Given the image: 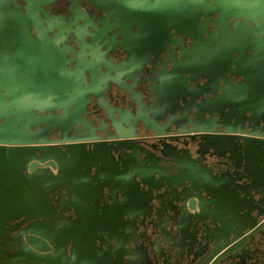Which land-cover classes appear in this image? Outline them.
I'll list each match as a JSON object with an SVG mask.
<instances>
[{"label": "water", "instance_id": "95a60500", "mask_svg": "<svg viewBox=\"0 0 264 264\" xmlns=\"http://www.w3.org/2000/svg\"><path fill=\"white\" fill-rule=\"evenodd\" d=\"M25 1L26 4L22 5L19 0H0V184L12 186L17 182L20 185L21 179L29 186L30 180H39L38 186L43 190L39 192L40 189L34 188L37 195L29 193L25 199L27 205H30L34 196L41 199L42 205L37 211L33 210V214L22 211L12 219H3L0 226V264H69L73 238L78 239L82 235L81 231L74 235L67 230L69 219L73 221L78 218L73 199L82 200L88 210H91L89 213L92 216L88 215L86 223L98 225L86 247L91 244L95 251L116 250V264H124L125 258L133 256L129 252L131 248H135L132 243H139L140 225L147 220L164 222L166 227L170 221L171 226L177 230V247L182 248L183 243L192 239L191 232L187 233L180 222L184 215H194L188 225L191 231L194 228L193 239L198 242V235L202 232L203 239L213 245L214 255L220 253L222 246L233 242L235 238L244 240L245 231H249L247 236L260 231L264 225V126L259 127L261 121L264 122V0H105L108 7L113 11L117 10L115 13L124 22L121 28L126 32L132 26H138L148 34L164 35V42L168 40L172 43H184L185 38L196 42L191 48H183L179 53L171 49L165 51L171 55L167 61L173 67L163 77L160 85L163 86V97L159 105L151 107L157 118L171 113L169 120L165 122L167 128L172 123L181 125V132L187 134L185 136L195 138L193 133H199L201 140L203 136H207L213 141H222V145L229 144L235 148L233 150L232 147H227L226 150L217 152L214 146H210L207 151L201 152V144L198 143L196 156L190 148L179 147L167 141H178L179 138L168 136L166 129H162L158 122L146 115L139 118L146 120L148 128H153L157 135L163 136L161 139L165 138L161 141V148L151 145L160 154L141 144L143 140L139 138L135 125H130V122L127 129L116 124L118 135L109 137L114 139L111 141H104L89 132L71 135L73 123L82 124L81 115L88 112L90 93H98L103 89L101 85L108 87L110 80L118 81L122 77L131 79L136 86L132 78L135 68H138L136 66L147 63L151 57L155 61L162 51L128 49L127 58L115 69L117 77L113 79V75L107 71L103 77H94L92 83L87 84L85 67H82L86 64L85 58L71 72L65 69V61H61V48L47 46V41L50 40L47 37L48 29L45 28L44 19L39 16L45 11L43 7L54 0ZM135 13H140L138 16L143 20H123L128 16L131 19ZM144 14L146 16L141 17ZM211 16L215 17L213 30L209 26ZM32 27L36 28L38 36L31 33ZM172 30L182 37L175 40ZM157 38L160 39L151 38L152 41L146 42L155 44L154 42L162 41V37ZM122 41L137 42L130 38ZM50 43L56 45L59 41ZM60 72L64 78L56 75L61 74ZM188 73L191 78L207 79V83L194 91L186 89ZM54 75L61 79L51 80ZM230 75L243 76L246 82L229 87ZM191 105L197 109L195 122L198 124L194 123L189 129L187 118ZM58 131L61 133L60 139L55 138ZM49 135L53 137L50 138ZM247 141L252 144L256 141L262 151H245ZM166 145H171L178 154H166ZM82 146L91 151V154H97L99 147L105 146L109 148L107 153L111 159L117 163L112 175H108L110 172L107 174L99 171V166L104 165L102 160L90 165L89 173L98 176L93 179L98 188L95 189V199L83 198L81 191L78 193L71 190L65 182L67 179L63 178L64 169L58 165L61 163L60 156L69 154L74 147ZM13 151L23 152L24 155H19V160L15 159ZM179 154L184 155V158H177ZM233 155L240 156V165ZM22 157H25L23 161ZM128 159H132L133 163ZM187 160L194 163L188 165ZM189 166L200 177L188 176L186 173L193 170ZM211 179L230 183L228 193L231 191V194L230 197H225L224 203L214 198L215 194L210 192L208 180ZM125 187L132 188L134 194L143 199V205L136 206L135 202L129 211L120 216L132 220L133 210L138 208L135 211L138 212L137 217L131 227L121 226L117 230L103 228L101 220L94 217V210L100 212L105 205L124 202ZM252 190L256 193L253 194ZM44 191L46 196L39 195ZM72 194L78 195V198L72 199ZM204 199L210 201L206 203L213 211L205 217L193 214L191 211L198 207L200 211H205L207 206H204ZM224 204L228 206V210ZM69 210L73 213L67 215ZM248 213L255 218V223L245 225L239 232L228 233L226 229L230 226L241 228V218L249 221ZM49 215L53 226H48L46 221V229L52 228L51 231L31 228L36 222L45 226V216ZM236 216L240 218L236 219ZM261 221L260 227H255ZM80 226L81 224L77 229ZM158 226L159 224H154V228ZM127 228H130V233L126 236L128 241L117 246ZM53 230L56 236L53 235ZM56 231L67 233L69 239L60 245ZM21 233V243H17V236ZM218 234L223 236L224 241H221L222 238L218 239ZM57 246L64 252L62 259L57 258ZM191 248L192 246L189 249ZM18 254L21 257L15 262L11 261ZM222 257L217 260L223 259ZM149 259L151 260L150 256ZM77 264H91V256L80 254ZM127 264L132 262L129 260Z\"/></svg>", "mask_w": 264, "mask_h": 264}, {"label": "flooded vegetation", "instance_id": "af4514ba", "mask_svg": "<svg viewBox=\"0 0 264 264\" xmlns=\"http://www.w3.org/2000/svg\"><path fill=\"white\" fill-rule=\"evenodd\" d=\"M19 1L22 5L26 4L25 0ZM106 3L105 0H54L43 7L45 11L41 12L39 17L40 19H44L45 28L47 27L48 29L47 37L50 39L49 41H45L48 42L47 46L61 48L63 53L61 54V61H65V69L73 72L79 65V62L85 58L87 61L82 67H85L84 77L87 84H89L92 83L94 77L101 78L107 71L113 75V79L117 77L115 69L127 58L128 49H158L162 52L155 61H153L154 57H151L147 63H141L136 66L138 68H135L134 74L132 75L136 86L133 85L131 79L122 77L118 81H115V79L110 80L108 87L101 85L103 89L98 93H90L89 97L91 102L87 104L88 112L82 113V124L73 123L74 129L71 131V135H84L89 132L90 135L99 136L104 141H111L114 139H109V137L118 135L116 124L119 127L127 129L129 128L128 122H130V125H135L141 140L147 141L150 144L153 143L156 145L159 143L161 145V141L165 140V138L161 139L163 136L157 135L156 131L152 130L153 128H148L149 126L146 120L139 118L141 115H146L148 118H152L158 122L162 129H166L168 136H176V138H179L177 142L179 144H175L176 141H173L172 144L179 147H188L196 156L195 150L198 148V143L201 139L198 135L199 133H193L195 138L185 136L187 134L181 132L182 126H177L173 123L168 129V125H165V122L169 120L171 113L166 114L163 118H157L151 111L153 105H159L163 97V86L160 87V85L163 77L173 67L167 61V58L171 55L165 51L171 49L177 50L179 53L183 48H191L196 42H193L191 38H185L184 43H172L168 40L164 42V35L148 34L138 26H132L130 31L126 32L121 28L124 22L115 13L117 10L113 11ZM139 14H132L133 17L131 19L128 16V18L124 17L126 19L123 20L140 22L143 19L139 18ZM145 16L144 14L141 17ZM158 16L164 15L158 14ZM214 18V16L210 17L209 26L211 30H213ZM205 21L208 22V20ZM49 24H51V27ZM62 26L70 27L64 28ZM31 33L38 36L35 27L31 28ZM172 33H174V30H172ZM157 37H162V41L154 42L155 44L146 42V40L152 41L151 38L160 39ZM181 37L182 35L180 34H173L175 40ZM129 38L135 39L137 42L124 43L122 41ZM56 40L59 41V44L55 45V43H50ZM56 59L60 61L59 58ZM56 75L64 78L62 73H56ZM187 76L189 78L186 81V89L194 91L196 88H201V86L207 83V79L201 77L191 78L189 73ZM52 77L51 80L61 79L55 75ZM230 81L231 83L229 82L228 84L229 87L242 85L246 82L245 77L236 75H230ZM211 84L213 85L214 82ZM199 101L198 99L197 102ZM196 110L193 105L188 110L189 114L187 119L189 120V124L187 128L189 129L193 127L194 123H196L195 125L198 124V122H195L197 119V115L195 114ZM59 111L62 113V110ZM263 126L264 122L261 121L259 127ZM49 137L52 138L53 135H49ZM60 137L61 133L58 131V135L55 138L60 139ZM148 143V147L160 154L159 150H155ZM180 143H182V146H180ZM163 215L168 220L166 213ZM262 222H259L255 227L259 228ZM155 223L159 224V226L155 227V235H152L149 229L154 228ZM164 226V222L147 220L139 228L142 230L139 243L146 248L150 258L149 248L154 247L153 251L156 253V259H151L152 264H165L166 262L170 264H225L226 261L229 264H264V226L261 227L260 231L252 232L253 235L247 236L249 231H245V243L242 244L245 247L244 251L238 249L229 252L227 250L233 247L234 242L240 237L235 238L233 242L223 245L221 249L227 250L229 254L226 253L221 260L217 259L221 256L220 253L222 250L218 253L220 254L219 256L218 254L214 255L212 253L213 245L206 239H200L199 236L200 242L198 240L194 245L192 244L191 249H189V243L191 242L188 243V241L182 244V248L177 247L176 233L168 228L171 227L170 221L169 226H165V228ZM230 239L232 240L233 236ZM221 241H224V238ZM178 242L182 243L181 240H178ZM149 245L151 246L149 247ZM178 251H181L179 256L177 255ZM171 254L175 255V262L170 261L171 258L169 259V257Z\"/></svg>", "mask_w": 264, "mask_h": 264}, {"label": "bare ground", "instance_id": "6f19581e", "mask_svg": "<svg viewBox=\"0 0 264 264\" xmlns=\"http://www.w3.org/2000/svg\"><path fill=\"white\" fill-rule=\"evenodd\" d=\"M221 142V143H220ZM255 144L253 143H248V141L246 142L244 149L245 151L248 150L249 153L252 152H257L259 149V152L262 151L261 146H257V142L254 141ZM200 145V151L201 152H205L209 149L210 146H214L217 152H221L224 151L230 147H232L233 150H235V148L232 146H230L229 144L222 145L223 142L222 141H213L212 138L207 137V136H203V140H199ZM19 148V147H18ZM134 149H136V147H134ZM18 151H22L20 149H17ZM107 150H109V148L105 147V146H100L99 150L97 152V154H91V151H88V149L84 146L82 147H74L71 149V152L68 154H63L61 157V163H58V165L63 168L64 170V176L67 179V181L65 180V182L67 184H69V187H71V190H76L78 193L81 191L83 198H94L96 197V192L95 189L98 190V188H96L95 184L93 183V179L98 177L93 175L91 172L89 173L88 169L90 167V165L93 162H97L99 160H102L104 162L103 166H99V171L104 172V173H109L108 175H112V173H114L116 170L115 168L117 167V163L115 161H113L111 159V157L109 156V154L107 153ZM15 152L13 155V158L15 159H20L21 156L19 155H24L23 152H17V151H13ZM164 152L166 154H178L175 149L171 146V145H166ZM10 154V153H9ZM3 155V154H1ZM56 155V154H55ZM185 155H187V153H185ZM59 156V155H58ZM234 158H236L237 160V164H241V158L239 155H233ZM238 156V157H237ZM264 157V156H263ZM2 158V157H1ZM177 158H184V155L182 156L181 154L177 155ZM25 159V157H22V161ZM112 161H111V160ZM180 159V160H181ZM130 161V163H133L132 159H128ZM239 162V163H238ZM192 163H194L191 160H187V164L188 165H192ZM189 168H192L191 166H189ZM113 171V172H112ZM196 170L193 169L191 171V173H189V171L186 173L188 176L190 177H200V175H196ZM206 172V171H205ZM1 174V172H0ZM99 175V174H98ZM208 177L210 178V175L207 173ZM13 177V176H12ZM207 177V178H208ZM2 178V176H1ZM204 180V179H203ZM234 180V179H233ZM195 181V180H194ZM30 182L35 185L33 186L31 183H29L30 185L28 186L27 182L24 184V182L19 179V183L20 185L15 182L13 183L12 186L9 185H3V183L0 184V226L3 224V219H12L15 216H17L19 213H21L22 211H26L29 212L30 214H33V210L37 211L38 209H40V206L42 205L41 199L35 198L34 196H32V200L30 202H32V204L27 205V196L32 194V195H37V192L35 191L34 188H38L40 189L39 192H41L43 189L40 188V186H38L40 184L39 180H30ZM207 182V181H206ZM24 185V186H23ZM50 184H48V186H50ZM208 185H209V190L210 192L214 195V198H216L218 201H222L224 203V200H226V196H229L231 194L228 193V190L231 188L230 183H227L226 181L224 182H220L217 181L216 179H211L208 180ZM211 185V186H210ZM28 186V188H27ZM29 189V190H28ZM37 189V190H38ZM48 190V189H47ZM130 192V194H129ZM186 192H189V190H186ZM30 193V194H29ZM135 191L132 188H124V195H125V200L124 202H120L118 201L117 203H113L111 205H105L102 210L99 212L97 209H95V213H94V217L99 218L101 220L102 227L106 228V227H110L112 230H117L118 227L121 226H130L131 224H133V220H135V218L137 217L138 212H135L138 210V208L133 210V215H132V220H126L124 218H121V213H125V211H129V209L131 207H133V204L135 203L136 206H142L143 203V199L142 198H138L135 194ZM219 194V195H218ZM39 195H42V197L45 195H47V193L44 191L43 193H39ZM34 197V199H33ZM230 197V196H229ZM26 198V199H25ZM71 198H78V195L76 194H72ZM81 200V199H80ZM205 204L204 206H207V199H204ZM82 201V200H81ZM79 201L77 199H73V203L76 204L77 206V212H78V218L75 220H70V224H68L67 226V230L68 232L71 234L75 235L79 233L81 231V236L80 238H73V248H72V253L71 256L68 257V262L69 264H77V258L80 257V254H85L86 256H91V264H116V261H114L115 256H116V250H111L109 252H101L100 250H96L95 251V247L93 245L90 244V246H88V248L86 247L92 237L93 234H95L96 232V227L98 226L96 225H90L89 223H86V219L89 216H92L88 210V208L84 205V202ZM229 201V200H228ZM233 201V199H232ZM210 202V201H209ZM84 206V207H83ZM225 206V209L226 206ZM52 209V208H51ZM50 209V210H51ZM217 210H219L217 208ZM228 210V209H226ZM213 210L209 209L208 206L205 208V211L202 212L200 211V207H198L195 211H191L193 212V214H199V216L201 217H205L209 214V212H212ZM248 217L250 218L249 221H244V218H241L240 221L243 223L241 228H235V227H231L227 228L226 230L228 231V233L230 231H235V232H239L241 231V229L243 227L246 226H251L255 223V218L253 219V217L251 215H249V213L247 214ZM194 216V215H193ZM193 216H191L190 214H186L183 216V220L182 222V226L185 229V231L189 234L192 231L188 228V225H190V222L192 221ZM45 226L42 225L41 223H34L33 225H31V228H37L34 230H49L51 231L52 228L50 229H46L48 227H46V221L49 224L48 226L51 225V227L53 226V220L51 219L50 215L49 216H45ZM224 217V216H223ZM226 218V217H224ZM224 218H222L224 220ZM228 218L231 219L230 215H228ZM240 217L236 216V219H239ZM69 222V221H67ZM81 224V226L79 227V229H77V227ZM264 226V225H263ZM94 227V228H91ZM131 227V226H130ZM1 227H0V231H1ZM190 230V231H189ZM55 230L52 231L53 235H55ZM66 232V230H65ZM65 232H57V237L59 240L60 245L64 244L68 239L69 236L67 233ZM114 232V231H113ZM120 232V231H119ZM130 233V228H127V230L124 231L123 235L121 236L122 238H120L118 245L120 244V246L124 245L123 242L124 241H128L127 239V234ZM21 234H19L17 236V243H21ZM222 235V234H220ZM245 235V233H244ZM136 239V235L134 236ZM218 239L222 238L223 236H219V234L217 235ZM245 243V240H241L238 239L235 243V245L231 248H228V251L231 250H238L241 249V251H244L245 247L242 245ZM64 249V248H63ZM131 251H129L131 253V255H133L129 260L132 262V264H152L151 260L149 259V256L146 252V249L143 245H137L135 248H131ZM227 250H222V252L220 253L221 256H225L226 253H228ZM55 251L57 252V258L58 259H62L64 257V252L62 251V249H60V246H57ZM88 252V253H87ZM218 254V256L220 255ZM15 255L14 257H12L11 261L15 262L17 261L21 256ZM57 260V259H56ZM165 264H169L168 262H166Z\"/></svg>", "mask_w": 264, "mask_h": 264}, {"label": "rangeland", "instance_id": "374dc122", "mask_svg": "<svg viewBox=\"0 0 264 264\" xmlns=\"http://www.w3.org/2000/svg\"><path fill=\"white\" fill-rule=\"evenodd\" d=\"M139 142H140V141H139ZM145 142H146V143H145ZM169 142L172 143L171 141H169ZM177 142H178V141H176L175 144H179V143H177ZM147 143H148L147 141H142V142H141V144H143V146H145V147L151 149L150 147H148V146L146 145ZM148 144H150V143H148ZM151 145H154V144L151 143L150 146H151ZM156 145L158 146V148H159V147L161 148V146H162V145H159V143H157ZM180 146H182V143H180ZM151 150H152V149H151ZM117 155H118V154H117ZM209 158H210V157H209ZM209 160H210V159H209ZM155 203L157 204V201H156V200H155ZM71 213H73V211L69 210V211L67 212V215H69V214H71ZM168 228L171 229L172 232L176 231V227H174V226H171V227H168ZM174 229H175V230H174ZM192 229H193L192 231H194V228H192ZM149 230H150V234L153 235V234H154V231H155V228H150ZM166 230H167V228H166ZM104 231H105V230H104ZM141 231H142V230L139 229V233H141ZM210 234H212V233H209V235H210ZM154 235H155V234H154ZM188 236H190V235H188ZM198 236H199L200 239H203V237H202V236H203V235H202V232L199 233ZM186 237H187V235H186ZM190 238H191L192 240H191V241L188 240V243L191 242V243H189V246H192V244H193V245L195 244V242L197 241V239H196V241H195V240L193 239V235H192V234H191V237H190ZM199 238H198V240H199ZM199 242H200V240H199ZM137 245H141V244H140V243H137V244H136V243H132V246H133V247H136ZM150 246H151V245H149V247H150ZM69 248H70V247H69ZM106 248H107V247H105V249H106ZM145 249H146V248H145ZM149 250H150L151 259H156V253L153 251V250H154V247H153V246L150 247ZM147 254H148V252H147ZM148 255H149V254H148ZM178 256H179V255H178ZM170 258H171L170 261H172V262H173V261H174V262L176 261V259H175V255H172V254H171L170 257H169V259H170ZM126 259H127V260H126ZM129 259H130V258H125V259H124V264H125L126 262L128 263V262H129ZM193 262H194V261H193ZM127 263H126V264H127ZM158 264H159V263H158ZM169 264H170V263H169ZM195 264H196V263H195ZM225 264H229V262L226 261Z\"/></svg>", "mask_w": 264, "mask_h": 264}, {"label": "crops", "instance_id": "0c3cea01", "mask_svg": "<svg viewBox=\"0 0 264 264\" xmlns=\"http://www.w3.org/2000/svg\"><path fill=\"white\" fill-rule=\"evenodd\" d=\"M214 160H216V159H214ZM252 191H253V190H252ZM255 193H256V192L253 191V194H255ZM254 215H255V214H254ZM255 216H256V215H255Z\"/></svg>", "mask_w": 264, "mask_h": 264}]
</instances>
